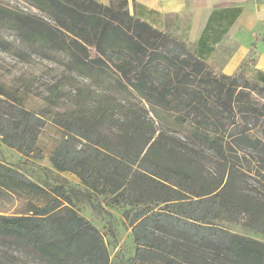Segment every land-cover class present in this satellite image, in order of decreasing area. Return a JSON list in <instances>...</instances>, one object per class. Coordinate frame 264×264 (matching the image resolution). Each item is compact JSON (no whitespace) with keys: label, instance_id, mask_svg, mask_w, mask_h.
<instances>
[{"label":"trees","instance_id":"1","mask_svg":"<svg viewBox=\"0 0 264 264\" xmlns=\"http://www.w3.org/2000/svg\"><path fill=\"white\" fill-rule=\"evenodd\" d=\"M23 1L54 24L1 8L0 21L15 38L63 53L74 70L112 74L108 86L87 89V97L76 88L84 143L63 137L48 159L129 208L132 263L264 264L263 243L215 224L264 234V200L255 185L264 179V73L256 70L252 82L213 74L182 42L129 14L126 0ZM41 125L0 83L3 145L43 158ZM54 192L64 198L61 189ZM11 193L33 199L43 189L0 163V195ZM161 204L166 212L155 210ZM0 234L28 243L44 264H108L98 231L62 204L28 201L22 214L0 211ZM0 264L19 261L0 255Z\"/></svg>","mask_w":264,"mask_h":264},{"label":"rangeland","instance_id":"2","mask_svg":"<svg viewBox=\"0 0 264 264\" xmlns=\"http://www.w3.org/2000/svg\"><path fill=\"white\" fill-rule=\"evenodd\" d=\"M96 1L105 6H116L122 2V0ZM126 6L129 14L133 15L130 0H126ZM1 8L36 16L44 22L54 24L45 14L23 0H0ZM168 18L165 26L157 31L165 33L172 39L176 38L188 51L195 54L194 44L197 37H190L183 32L190 19L178 23L173 17ZM255 30L252 38L246 39L243 43L234 40L233 36H228L218 50L209 54L210 58L203 60L210 71L217 76L241 75L247 82L258 79L255 64L260 54V46L257 43L264 39V30L261 25H256ZM0 39L3 40L0 46V83H3L10 93L20 97L26 109L35 112L41 118L42 125L37 136V145L44 156L39 158L37 155H20L5 147L0 141V163L11 167L43 189V193L33 199L23 193L0 195V211L7 215L22 214L26 211L28 201L35 207L59 204L68 206L98 231L108 253V264H133L135 252L133 237L130 221L125 217V212L129 208L111 203L104 196L93 193L71 172L57 171L48 159L54 144L63 137L73 136L77 147L84 143L86 125L74 113L77 109L76 88L83 91L81 98L87 97V89L98 90L108 86L112 81V74L109 70L104 75L74 70L69 67L68 59L63 53L36 44L22 43L14 37L5 21H0ZM48 97L50 103L46 101ZM134 97V93L127 96L130 100ZM90 100L92 97L88 98V101ZM260 182L261 184L255 185L264 200V179ZM54 189H61L64 198L57 197ZM167 209L162 204L155 208L156 211L164 212ZM131 213L130 211L128 215ZM215 224L233 234L264 244V234L248 230L240 223L221 221ZM0 255L16 258L19 264H44L32 253V247L28 243L1 234Z\"/></svg>","mask_w":264,"mask_h":264},{"label":"crops","instance_id":"3","mask_svg":"<svg viewBox=\"0 0 264 264\" xmlns=\"http://www.w3.org/2000/svg\"><path fill=\"white\" fill-rule=\"evenodd\" d=\"M130 5L136 18L156 30L169 16L178 23L190 19L183 32L197 37L194 51L201 60L210 58L228 36L243 43L252 38L256 25L264 30V0H130ZM257 44L255 69L264 73V39Z\"/></svg>","mask_w":264,"mask_h":264}]
</instances>
